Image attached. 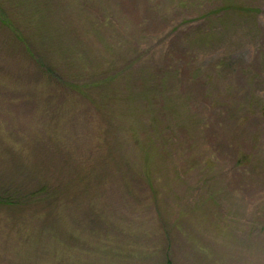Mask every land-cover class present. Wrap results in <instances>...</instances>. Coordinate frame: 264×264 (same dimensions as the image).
<instances>
[{"label":"rangeland","instance_id":"obj_1","mask_svg":"<svg viewBox=\"0 0 264 264\" xmlns=\"http://www.w3.org/2000/svg\"><path fill=\"white\" fill-rule=\"evenodd\" d=\"M0 4V264H264V0Z\"/></svg>","mask_w":264,"mask_h":264},{"label":"trees","instance_id":"obj_2","mask_svg":"<svg viewBox=\"0 0 264 264\" xmlns=\"http://www.w3.org/2000/svg\"><path fill=\"white\" fill-rule=\"evenodd\" d=\"M5 18L6 17H5V15H3V10H2L1 4H0V21H2L4 23L6 20ZM52 72H53L52 70L49 72L44 70V73L48 74L49 76L52 75ZM73 87H75V86H73ZM81 91H82V89L78 90V92H81ZM4 194L0 192V206H7V207L8 206H14V204L18 201V198L16 200H13L12 197L9 195V193H7V191H5Z\"/></svg>","mask_w":264,"mask_h":264}]
</instances>
